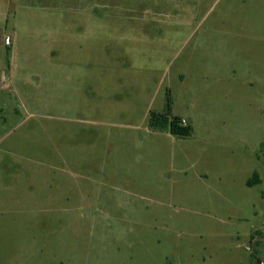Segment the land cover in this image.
I'll list each match as a JSON object with an SVG mask.
<instances>
[{
    "label": "rangeland",
    "instance_id": "obj_1",
    "mask_svg": "<svg viewBox=\"0 0 264 264\" xmlns=\"http://www.w3.org/2000/svg\"><path fill=\"white\" fill-rule=\"evenodd\" d=\"M263 168L264 0H0V264L264 263Z\"/></svg>",
    "mask_w": 264,
    "mask_h": 264
},
{
    "label": "trees",
    "instance_id": "obj_2",
    "mask_svg": "<svg viewBox=\"0 0 264 264\" xmlns=\"http://www.w3.org/2000/svg\"><path fill=\"white\" fill-rule=\"evenodd\" d=\"M181 119L171 115V99L167 95L166 108L163 112H150L147 119V126L152 131H168L171 135L183 138L188 137L192 133L190 125H182ZM257 175L253 174L251 179L247 181V186L256 183ZM253 264H260V260H256Z\"/></svg>",
    "mask_w": 264,
    "mask_h": 264
},
{
    "label": "crops",
    "instance_id": "obj_3",
    "mask_svg": "<svg viewBox=\"0 0 264 264\" xmlns=\"http://www.w3.org/2000/svg\"><path fill=\"white\" fill-rule=\"evenodd\" d=\"M153 100L154 99H152L150 102V105H148V107H147V109H146V111L144 112V114H143V116H142V119H143V125H144V128H145V131L146 132H150V135L151 136H153V135H157V134H164V135H170V136H172L171 134H169V132H167V131H164V132H158V131H150L149 129H148V127H147V119H148V114H149V112L152 110V108H153ZM154 111H156V112H162L161 110H160V108H156V109H153ZM174 116V115H173ZM175 117H178V118H180V119H183V120H185V123H186V125H190L191 126V128H192V123H193V119H192V117L190 116V113H187V114H182V116L180 115H178V116H175ZM192 132H193V128H192ZM192 134V133H191ZM139 147V146H138ZM138 150L140 149V148H137ZM109 174H111L110 172H108ZM261 173L264 175V168H263V171H261ZM253 174H256L257 175V178H256V185H258V184H261L262 182H263V179H262V177L261 176H259L258 175V173L256 172V171H253L252 172V175ZM251 175V176H252ZM207 175L205 174V173H194L193 172V174H192V177H194V182L196 181H203V179H202V177H206ZM251 179V178H250ZM249 180V178L247 179V181ZM245 184L247 185V182H245ZM252 186V185H251ZM114 186H112V188H113ZM116 187V186H115ZM250 187V186H249ZM239 264H243V263H239Z\"/></svg>",
    "mask_w": 264,
    "mask_h": 264
},
{
    "label": "built area",
    "instance_id": "obj_4",
    "mask_svg": "<svg viewBox=\"0 0 264 264\" xmlns=\"http://www.w3.org/2000/svg\"><path fill=\"white\" fill-rule=\"evenodd\" d=\"M180 123H181L182 125H186L185 120H183V119H181ZM260 264H264V263H263L262 261H260Z\"/></svg>",
    "mask_w": 264,
    "mask_h": 264
}]
</instances>
